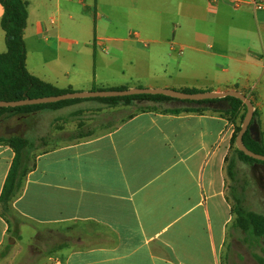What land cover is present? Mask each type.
I'll list each match as a JSON object with an SVG mask.
<instances>
[{"label":"crops","instance_id":"crops-1","mask_svg":"<svg viewBox=\"0 0 264 264\" xmlns=\"http://www.w3.org/2000/svg\"><path fill=\"white\" fill-rule=\"evenodd\" d=\"M25 1L32 75L73 93L237 91L264 140V10L229 0H161L159 11L153 0ZM3 14L0 4V54ZM79 99L0 117V137L18 126L13 135L35 146L3 201L15 153L0 143V264H260L264 241L234 211L247 207L234 143L243 105Z\"/></svg>","mask_w":264,"mask_h":264},{"label":"trees","instance_id":"trees-1","mask_svg":"<svg viewBox=\"0 0 264 264\" xmlns=\"http://www.w3.org/2000/svg\"><path fill=\"white\" fill-rule=\"evenodd\" d=\"M0 4L4 9V14L1 19V27L5 32L7 51L0 54V101H20L26 99H40L46 97L60 96L64 94L73 93L71 89L62 90L49 84L38 77L32 75L26 66L27 48L25 43V30L28 24L29 12L28 4L25 0H0ZM121 90V89H116ZM186 93H198L193 90L184 91ZM97 100L106 102L109 105L125 104L128 105L134 100H147L153 102H166V101H181L179 99L171 98L164 95H132L125 97H112V98H96ZM80 99L64 100L54 103L27 105L21 107H8L0 108V117L3 114L18 115L20 112L32 113L44 106H62L69 102L77 101ZM223 100L235 102L236 104L244 106V114L242 115L241 123L243 122L247 107L237 98L226 97ZM221 99L202 100V101H181L189 104H204V103H216ZM235 109L231 107L230 113ZM177 112V111H175ZM258 113L255 110L253 120L250 124L249 130L244 135L245 146L257 153L264 155V140L263 134L260 130V123L257 122ZM241 126L237 128V133L234 138L240 132ZM6 143L11 147L15 153V159L10 171V175L3 191L1 200H11L16 191L12 189L11 181L17 178L18 170H22L23 174L27 173L29 166V154L34 149V145L27 140L17 136H5L0 137V143ZM235 152L239 159L244 163L251 165L253 169L256 166L261 165L264 169V162L251 158L238 150L235 147ZM233 165L229 167V173L234 174ZM16 186V184L14 183ZM14 187V186H13ZM236 214V220H238L239 227L246 233H250L255 239L264 241V213L251 211L241 201L235 205L234 208ZM256 260L260 264H264V257L255 256Z\"/></svg>","mask_w":264,"mask_h":264},{"label":"water","instance_id":"water-1","mask_svg":"<svg viewBox=\"0 0 264 264\" xmlns=\"http://www.w3.org/2000/svg\"><path fill=\"white\" fill-rule=\"evenodd\" d=\"M141 94H149V95H164L171 98L179 99L182 101L189 100V101H202V100H213L219 98H226V97H234L240 99L247 107V112L245 118L242 122L240 132L238 133L236 139V147L238 150L246 154L247 156L254 158L258 161L264 162V155L257 154L251 150H249L244 144V135L249 130L250 124L254 117L255 108L252 101L246 97L245 95L241 94L237 91H227L224 93H186L181 91H176L172 89H150V88H136V89H129V90H98V91H91V92H76V93H69L60 96H53V97H46L40 99H26L20 101H0V108H8V107H21L27 105H38V104H45V103H54L64 100L70 99H79V98H112V97H125V96H132V95H141ZM10 129V132H7L8 135L17 134L18 126Z\"/></svg>","mask_w":264,"mask_h":264},{"label":"rangeland","instance_id":"rangeland-1","mask_svg":"<svg viewBox=\"0 0 264 264\" xmlns=\"http://www.w3.org/2000/svg\"><path fill=\"white\" fill-rule=\"evenodd\" d=\"M155 10L163 9L161 0H153ZM106 6L112 5L113 0H104ZM191 9L190 4L187 2L186 11ZM191 11V10H190ZM206 12V11H205ZM186 53L188 50L185 51ZM243 180L248 189L246 196V205L251 211L264 213V169L261 165L256 166L255 169L251 165H244L242 174ZM240 175V178L242 176Z\"/></svg>","mask_w":264,"mask_h":264},{"label":"built area","instance_id":"built-area-1","mask_svg":"<svg viewBox=\"0 0 264 264\" xmlns=\"http://www.w3.org/2000/svg\"><path fill=\"white\" fill-rule=\"evenodd\" d=\"M232 6L239 8L244 5L252 6L255 10H264V0H229ZM51 264H61L60 261L54 260Z\"/></svg>","mask_w":264,"mask_h":264}]
</instances>
